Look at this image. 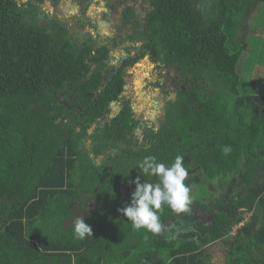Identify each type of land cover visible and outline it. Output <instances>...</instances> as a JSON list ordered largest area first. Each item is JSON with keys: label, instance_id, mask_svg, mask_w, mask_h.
<instances>
[{"label": "trees", "instance_id": "obj_1", "mask_svg": "<svg viewBox=\"0 0 264 264\" xmlns=\"http://www.w3.org/2000/svg\"><path fill=\"white\" fill-rule=\"evenodd\" d=\"M153 1L142 54L151 50L154 60L177 61L189 75H203L201 113L189 112L178 125L180 145L164 137L154 148L136 150L129 136L136 121L124 104L92 134L94 155L114 148L108 160L116 165H97L85 149L88 129L119 99L127 68L142 54L103 85V70L89 75L91 52L72 44L66 25L28 14L37 4L25 10L17 0H0V264H141L145 256L161 264H219L195 241L133 230L118 211L130 200L132 180L155 179L135 167L147 155L166 164L183 155L185 167L192 159L200 166V182L224 188L231 177L239 183L241 191L229 194L222 211H212L209 225L199 222L202 241L226 243L224 264H264V79L261 90L252 87L257 80L243 88L239 66L247 42L236 39L240 20L247 23L260 0ZM94 58L102 64L101 56ZM60 89L76 94L74 103L84 110L59 104L54 93ZM88 91L98 93L85 96ZM224 145L232 148L227 156ZM84 190L97 202L83 217L93 235L77 240L72 199ZM200 200L209 212L211 204ZM177 215L165 207L162 226Z\"/></svg>", "mask_w": 264, "mask_h": 264}, {"label": "flooded vegetation", "instance_id": "obj_2", "mask_svg": "<svg viewBox=\"0 0 264 264\" xmlns=\"http://www.w3.org/2000/svg\"><path fill=\"white\" fill-rule=\"evenodd\" d=\"M61 1H69L72 5L76 3V13L79 18L84 20L76 22V15H72L73 20L64 16L57 6ZM91 2L96 3V6L99 5L97 8H103L99 11L101 12L99 13L100 17L95 16L96 10L93 13L89 11L88 4L90 5ZM32 3L37 4V10L32 13L28 12V14L38 17L43 24L52 21L61 22L68 27L72 44H79L88 51L90 50L89 57L91 61H89V64L91 71L89 75L97 69L103 70V85L112 79L128 58L142 54L145 50V44L150 40L147 27L149 14L154 7L153 0H28L23 5L24 9L30 8ZM105 21L109 22L108 33L101 32V27ZM98 49H100L99 52ZM116 51H119V55H116ZM96 55L102 57V64L95 61L94 56ZM144 57H148V63L152 68L151 71H147L148 74L143 78L144 80L152 78L155 96L145 106L137 109L131 104L130 98L124 95L125 84L119 99L112 100L103 115L90 125L88 129L89 137L85 138L84 141L85 149L97 165L107 161L110 155L115 156L116 150L114 148H102L100 154L95 156L93 152L95 142L92 134L96 132L98 127H102L105 123L111 121L120 112L124 104H129L133 118L136 121L132 133L129 134L132 138L131 146L135 144L136 150L140 147L144 149L154 148L162 143L164 137H169L173 142H176L175 145H180L181 137L178 125L182 124L183 118L189 112L201 113V98H203L205 91V77L203 75L196 78L192 74L189 75V72L181 69L177 61L164 63L154 60L151 50L145 51ZM138 60L134 65L127 68L126 75L133 72ZM102 65L103 67H101ZM194 89L196 92H194ZM99 90H101L100 87ZM98 91H88L85 96H92ZM142 93V98L146 100L147 93ZM54 95L59 104H63L68 108L74 105L77 109L84 110L80 103H74L77 98L76 94L65 93L60 89L55 91ZM184 150L189 151V148L185 147ZM112 163L108 160V164L111 165ZM120 166H123V164L120 163ZM200 170L199 165L194 170H190L185 183L199 182ZM192 172L196 174L191 177ZM185 216L180 213L168 221L169 223L176 220V222H179L177 225L167 223V226H165L169 228L173 226L181 231H187L191 225L186 222ZM194 216L193 214L192 220Z\"/></svg>", "mask_w": 264, "mask_h": 264}, {"label": "rangeland", "instance_id": "obj_3", "mask_svg": "<svg viewBox=\"0 0 264 264\" xmlns=\"http://www.w3.org/2000/svg\"><path fill=\"white\" fill-rule=\"evenodd\" d=\"M17 1L20 4H26L28 0H17ZM199 2L202 3V0L201 1L199 0L198 3ZM208 8H209L208 5L207 7L205 6L204 11H206ZM245 21H247V19H241L236 28L238 31V35L236 36V39L237 37L239 39L242 36L244 37V39H246L243 41L247 42V48L243 52L242 59H241L242 61H240L239 71L242 74L241 75L242 80L244 81L243 88L249 87L251 80L252 81L257 80L258 84L252 87H254L256 90H261L262 89L261 79H264L263 78L264 77V0L259 1L255 14L252 17L249 16L247 23H245ZM118 52L119 51H116V55H119ZM134 67L135 68L133 72L128 73L126 75V90L124 91V95L128 96V98H130L129 100L131 104H133L135 108L138 109L139 107L145 106L147 102H150V100L155 96V93H154L155 90L153 86L154 81H152V78L150 77V79H147V80H144L143 78L145 75L148 74L147 71H151V68H152L150 63H148V57H144V53L140 56V59L138 60V62L136 63ZM142 92L147 93L146 100L142 98V95H143ZM195 164H196L195 159L187 160L186 167L189 169V171L194 170L196 168ZM204 177L206 178V176ZM226 179L228 183L229 178H226ZM212 184L214 185V187L211 188V190H209L208 188L211 187V182H205V180H201V182L199 181L197 183H193L191 185L193 187L190 193V195L193 198L192 201H195L199 198L200 199L205 198L206 200H210L212 197L216 198V196H218L219 194L217 193V191L219 192V188L215 186L216 184H214V182ZM236 184H237L236 181L232 182L230 180V186H235ZM194 185H197V186L194 187ZM219 187L222 188V186H219ZM225 189L226 187H224L221 191L223 192L221 194L222 202L225 201L224 205L226 201H228L231 197L227 192H224ZM240 189L241 188H238L239 191H241ZM205 199L203 201H205ZM72 204H73V209L75 210L76 217H87L89 213L92 212L93 207L97 205V202L94 198H92V194L90 192H88L87 190H84L81 192L79 196L72 199ZM223 206L219 207L218 205V208H220V210L222 211ZM173 217L175 216H171L170 219ZM205 217L207 218V216H204V219L207 220ZM184 218H186V216ZM168 221L162 226L161 232L166 233L168 231V229H164L167 226L166 224L168 223ZM49 225H51V223H49ZM237 227L238 226L233 228L232 233L236 231ZM167 240L169 242H173L172 239L170 238H168ZM181 240L182 239H180L177 243H179ZM156 245L157 244L154 243L152 248L156 247ZM216 245L217 244H215L214 246ZM220 248L226 249L227 248L226 243L221 242ZM214 249H215L214 247H209L206 250L208 251L209 258L212 260V262L219 263L220 261L216 257L217 252L215 253ZM152 253L153 252H151V255ZM213 253L215 254L213 255ZM145 259L150 260L152 259V257L145 256L142 259L141 263H143ZM157 262L160 264L162 263L160 258L157 259ZM224 263H225V259H224ZM144 264H147V263H144Z\"/></svg>", "mask_w": 264, "mask_h": 264}, {"label": "clouds", "instance_id": "obj_4", "mask_svg": "<svg viewBox=\"0 0 264 264\" xmlns=\"http://www.w3.org/2000/svg\"><path fill=\"white\" fill-rule=\"evenodd\" d=\"M224 155L232 151L230 145L221 148ZM185 157L176 155L170 164L160 161L155 155H147L135 165L143 177L155 178L153 181L144 179L141 182L140 176L131 181L134 189L130 194L129 202L118 209L126 217L135 231L141 229L159 234L162 230L160 214L164 208L170 209L175 214L187 213L190 211L192 187L185 181L189 177V169L184 165ZM73 237L77 240H84L93 235L92 228L83 217H77L74 221Z\"/></svg>", "mask_w": 264, "mask_h": 264}, {"label": "crops", "instance_id": "obj_5", "mask_svg": "<svg viewBox=\"0 0 264 264\" xmlns=\"http://www.w3.org/2000/svg\"><path fill=\"white\" fill-rule=\"evenodd\" d=\"M75 5H72L69 1H61L59 2V4L57 5L59 9H61V12L64 14V16H66L67 18L69 19H72V15H76L77 18H75V21L76 22H79V21H83L84 19L83 18H79L78 17V14L76 13L77 11V5L76 3H74ZM48 5V3L46 4ZM45 5V6H46ZM89 6V11L90 12H95V16L97 17H100V14L101 10H103V8H97V5L96 6V3H90V5L88 4ZM73 20V19H72ZM79 20V21H78ZM104 25L101 27V32L102 33H108L109 32V22H103ZM104 28V29H103ZM229 178L228 180V183H227V179H225V187L226 189L224 190V192H227L228 194L230 195H235L238 193V188H241L240 184L237 183L235 186H230V177H227ZM213 182H211V187H209L208 189L211 190V188L214 187V185L212 184ZM216 184V183H214ZM217 186V188H219V192L217 191L218 196H216V198H211L210 200H208V202L211 204V210L209 212H206V210H204L202 207H200V202L201 200L200 199H197L195 200L194 202H192V204L190 205V211L187 212V213H183L184 215H186V222L189 223L191 226H190V229H188L187 231H181L179 230L177 227H173L172 225H177L179 222H176V220H174L173 222H170V224H172L170 228L168 227H165L164 229H168V231L166 233H163V232H160L159 234L163 237V238H170L172 239L173 242H178L180 239H182L183 241H195L196 243L200 244V249H208L209 247H214L215 249V253H216V257L219 259V264H224V259H226V255L224 253V248H220V243H211V244H204V242L202 241V238L204 237V234L202 233L201 229H199V222H203L205 223L206 225H209L210 224V220H211V213L212 211L214 210H217L218 212H220V208H218V205L219 207H222L223 206V202H222V196L221 194L223 192L222 189L223 188H220L217 184L215 185ZM233 187V188H232ZM219 198V200H218ZM193 199V198H192ZM205 199V198H204ZM206 200V199H205ZM213 200V201H212ZM239 212V211H238ZM195 215L194 216V219L192 220V215ZM198 214V215H196ZM250 214H247L246 218H248ZM204 216H207V220L204 219ZM190 232H193L194 235H191ZM230 239H233V237H229ZM215 244H217L216 246H214ZM213 253V255L215 254ZM145 259L143 261V263L141 264H144V263H147V264H160L157 262V259H150V260H147ZM156 262V263H155Z\"/></svg>", "mask_w": 264, "mask_h": 264}, {"label": "water", "instance_id": "obj_6", "mask_svg": "<svg viewBox=\"0 0 264 264\" xmlns=\"http://www.w3.org/2000/svg\"><path fill=\"white\" fill-rule=\"evenodd\" d=\"M125 88H126V86H125Z\"/></svg>", "mask_w": 264, "mask_h": 264}]
</instances>
